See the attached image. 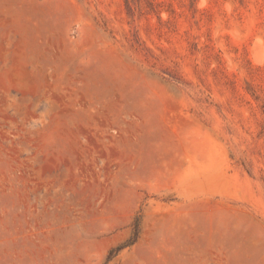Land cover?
I'll use <instances>...</instances> for the list:
<instances>
[{"label": "rangeland", "instance_id": "rangeland-1", "mask_svg": "<svg viewBox=\"0 0 264 264\" xmlns=\"http://www.w3.org/2000/svg\"><path fill=\"white\" fill-rule=\"evenodd\" d=\"M0 264H264V0H0Z\"/></svg>", "mask_w": 264, "mask_h": 264}]
</instances>
